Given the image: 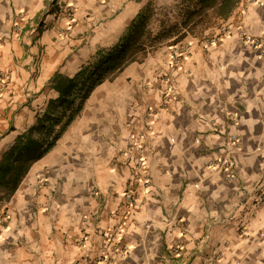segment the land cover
Here are the masks:
<instances>
[{
  "label": "crops",
  "instance_id": "0c3cea01",
  "mask_svg": "<svg viewBox=\"0 0 264 264\" xmlns=\"http://www.w3.org/2000/svg\"><path fill=\"white\" fill-rule=\"evenodd\" d=\"M150 2L173 6L167 18L185 38L94 89L0 205V264H106L104 255L109 264H264V206L247 191L264 175V60L238 38L240 28L264 31V0L245 10L243 0H0V160L23 144L36 116L59 111L51 79L73 77L98 49L118 45ZM68 4L75 22L67 32L57 11ZM211 36L217 43L205 44ZM232 135L238 149L228 145ZM136 143L145 147L148 188L133 179ZM224 158L232 179L214 166ZM114 228L118 250H106Z\"/></svg>",
  "mask_w": 264,
  "mask_h": 264
},
{
  "label": "trees",
  "instance_id": "16d2710c",
  "mask_svg": "<svg viewBox=\"0 0 264 264\" xmlns=\"http://www.w3.org/2000/svg\"><path fill=\"white\" fill-rule=\"evenodd\" d=\"M189 0H182L181 3ZM192 10H186L184 16ZM150 2L128 27L120 43L111 48L97 50L93 60L82 65L69 77L56 74L50 81L58 94L59 111L38 117L36 136H28L15 152L0 160V205L10 202L35 162L43 158L56 145L66 127L81 113L94 89L106 81H113L130 64L142 62L149 54L164 45H175L186 36L180 24L171 23ZM159 21L160 30L154 32L152 24Z\"/></svg>",
  "mask_w": 264,
  "mask_h": 264
},
{
  "label": "built area",
  "instance_id": "2783aa9c",
  "mask_svg": "<svg viewBox=\"0 0 264 264\" xmlns=\"http://www.w3.org/2000/svg\"><path fill=\"white\" fill-rule=\"evenodd\" d=\"M261 0H243L242 4L240 5L243 10L247 9L248 5L251 3H260ZM47 14H49V9L47 10ZM74 9L73 5H66L65 7H59L57 11V15L62 16L66 20V27L65 31H70L72 28L73 23L75 22V16H74ZM23 20L21 14L18 15V18L14 22V32L19 34L22 30L21 21ZM42 25L40 23H35L32 25V30L36 35H39L41 32ZM238 38L239 40L244 43L245 45L250 46L251 48L255 49L257 52H259V57L264 60V31L260 35H253L244 28H240L238 30ZM218 41L217 36H211L203 40L205 44H216ZM183 55L181 51L175 52L171 55V63L170 68L177 69L180 66L179 58ZM6 83V79L2 77L1 71H0V90H3L4 87L2 84ZM166 96L172 97L175 94L174 85L168 81L166 89H165ZM133 137V136H132ZM228 145L238 149L239 147V139L237 136L232 135L228 139ZM135 150L138 152L139 156L137 157L135 161V167H134V173H133V179L137 182H142L143 186L148 188L150 186V180L148 178V166H147V159L144 156L145 147L141 144H134ZM215 168L224 172L226 174V177L229 179H232L235 176V170L233 162L230 158H224V159H218L215 164ZM249 193V196L255 201V203L259 206H264V175L259 179V181L254 185L250 190H247ZM125 198V208L130 212V210L133 208L134 204V196L131 189H128L124 193ZM7 215H3V217L0 219V224L4 221ZM121 234V231H118V229L109 230L104 234V238L106 241V250H118V244L120 243L118 241L117 235ZM103 260L106 261V264H109L107 262L110 261L109 255H104ZM100 263V262H99ZM92 264H97L96 262Z\"/></svg>",
  "mask_w": 264,
  "mask_h": 264
},
{
  "label": "rangeland",
  "instance_id": "374dc122",
  "mask_svg": "<svg viewBox=\"0 0 264 264\" xmlns=\"http://www.w3.org/2000/svg\"><path fill=\"white\" fill-rule=\"evenodd\" d=\"M175 5H177V4H174V6ZM153 6L156 7L155 3H153ZM171 8H173V6ZM171 8L168 7L167 5L161 6L160 8L156 7V11L162 12L163 15L167 14L164 18H162V16H158L159 19H165V20H167L169 22V24L173 23V22H170V18H167L168 15H169L168 11ZM182 16H183V14L179 15L178 17L181 18ZM171 21H172V19H171ZM152 27H153L154 32H158L161 29L160 26H159V21L158 20L153 22ZM161 47H163V46H161ZM31 109L33 111L37 110V108L35 106L33 107L32 105H30L29 110H31ZM29 114H31V113H29ZM50 114H52V113L50 112ZM38 117L39 116L35 117V122L33 124H29L27 126L28 136H31V135L36 136L37 135V131H36L35 127L37 125Z\"/></svg>",
  "mask_w": 264,
  "mask_h": 264
}]
</instances>
